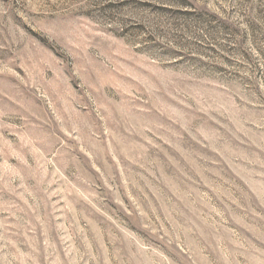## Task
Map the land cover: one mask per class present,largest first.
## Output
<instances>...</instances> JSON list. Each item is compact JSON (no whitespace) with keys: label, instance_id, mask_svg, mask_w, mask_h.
<instances>
[{"label":"rangeland","instance_id":"374dc122","mask_svg":"<svg viewBox=\"0 0 264 264\" xmlns=\"http://www.w3.org/2000/svg\"><path fill=\"white\" fill-rule=\"evenodd\" d=\"M0 264H264V0H0Z\"/></svg>","mask_w":264,"mask_h":264}]
</instances>
